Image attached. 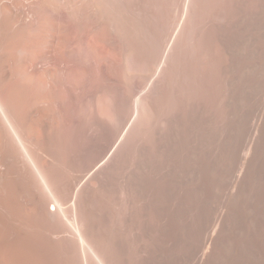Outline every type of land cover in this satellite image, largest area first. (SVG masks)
Segmentation results:
<instances>
[{"label":"bare ground","instance_id":"bare-ground-1","mask_svg":"<svg viewBox=\"0 0 264 264\" xmlns=\"http://www.w3.org/2000/svg\"><path fill=\"white\" fill-rule=\"evenodd\" d=\"M0 264H264V0H0Z\"/></svg>","mask_w":264,"mask_h":264}]
</instances>
